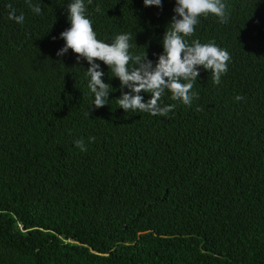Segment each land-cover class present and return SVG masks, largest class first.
<instances>
[{"label":"trees","instance_id":"trees-1","mask_svg":"<svg viewBox=\"0 0 264 264\" xmlns=\"http://www.w3.org/2000/svg\"><path fill=\"white\" fill-rule=\"evenodd\" d=\"M32 2L41 14L0 0V264H264V0L200 19L188 42L226 50L228 70H201L191 106L164 97L176 107L156 117L117 108L106 66L117 91L89 109L88 65L56 56L70 0ZM85 3L99 39L162 53L174 0Z\"/></svg>","mask_w":264,"mask_h":264},{"label":"clouds","instance_id":"clouds-1","mask_svg":"<svg viewBox=\"0 0 264 264\" xmlns=\"http://www.w3.org/2000/svg\"><path fill=\"white\" fill-rule=\"evenodd\" d=\"M138 1L144 8L162 7V0ZM26 2L34 14H41L39 4H33L32 0ZM174 5V15L169 18L171 21L161 40L163 51L153 61L147 57L146 51L140 54L132 51L136 44L131 32L118 33L111 40L99 39L92 21L86 15L85 0H70L66 9L69 27L59 34L58 38L64 43L56 56L64 57L71 51L77 64L84 61L88 65L83 73L91 98L89 109L109 105L112 101L110 94L117 91L111 83H105L102 66L107 67L110 78L119 81L121 94L115 100L117 108L127 114L143 112L153 117L166 116L176 104H165L164 97L191 106L197 95L191 90L201 70L210 72L215 84L220 83L228 70L229 53L212 42L202 44L193 40L189 43L188 37L193 35L202 17L211 15L219 22L227 23L225 0H174ZM9 17L17 23L24 21V15L17 16L14 9ZM142 93L150 98L145 100ZM236 99L239 101L243 97L237 96ZM94 140V137H89L87 143ZM74 147L87 151L84 139L75 140Z\"/></svg>","mask_w":264,"mask_h":264}]
</instances>
